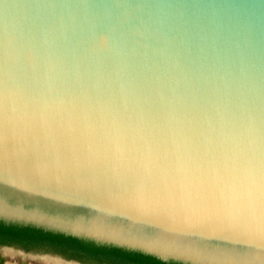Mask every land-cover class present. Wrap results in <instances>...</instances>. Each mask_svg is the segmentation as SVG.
Masks as SVG:
<instances>
[{
	"label": "water",
	"instance_id": "water-1",
	"mask_svg": "<svg viewBox=\"0 0 264 264\" xmlns=\"http://www.w3.org/2000/svg\"><path fill=\"white\" fill-rule=\"evenodd\" d=\"M0 223L264 264V0H0Z\"/></svg>",
	"mask_w": 264,
	"mask_h": 264
},
{
	"label": "trees",
	"instance_id": "trees-1",
	"mask_svg": "<svg viewBox=\"0 0 264 264\" xmlns=\"http://www.w3.org/2000/svg\"><path fill=\"white\" fill-rule=\"evenodd\" d=\"M13 243H21L27 247L48 245L71 258L98 262L99 264H166L137 253L99 247L62 235L0 223V244Z\"/></svg>",
	"mask_w": 264,
	"mask_h": 264
},
{
	"label": "rangeland",
	"instance_id": "rangeland-1",
	"mask_svg": "<svg viewBox=\"0 0 264 264\" xmlns=\"http://www.w3.org/2000/svg\"><path fill=\"white\" fill-rule=\"evenodd\" d=\"M1 245V244H0ZM9 246L2 247L5 250V264H54L58 260L63 259L58 264H76L72 262H80L81 264H99L93 261H81L71 258L60 250L48 245L25 246L21 243L7 244ZM66 260L67 262H64ZM55 261V262H54ZM54 262V263H53Z\"/></svg>",
	"mask_w": 264,
	"mask_h": 264
},
{
	"label": "flooded vegetation",
	"instance_id": "flooded-vegetation-1",
	"mask_svg": "<svg viewBox=\"0 0 264 264\" xmlns=\"http://www.w3.org/2000/svg\"><path fill=\"white\" fill-rule=\"evenodd\" d=\"M11 245V244H10ZM0 246L5 247V246H9L7 244H1ZM5 250H0V264H5V255L4 252ZM66 261V260H65ZM67 262V261H66Z\"/></svg>",
	"mask_w": 264,
	"mask_h": 264
},
{
	"label": "bare ground",
	"instance_id": "bare-ground-1",
	"mask_svg": "<svg viewBox=\"0 0 264 264\" xmlns=\"http://www.w3.org/2000/svg\"><path fill=\"white\" fill-rule=\"evenodd\" d=\"M61 260H62V259H60V261H61ZM55 261H56V262H55ZM55 261H54L55 263L53 262L54 264H58V263H60V261H58V260H55ZM64 262H65V261H64ZM61 264H62V263H61Z\"/></svg>",
	"mask_w": 264,
	"mask_h": 264
}]
</instances>
